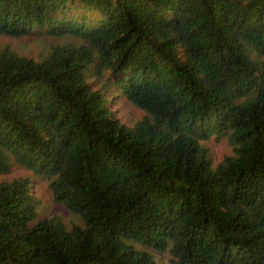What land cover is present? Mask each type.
Instances as JSON below:
<instances>
[{
	"label": "trees",
	"instance_id": "16d2710c",
	"mask_svg": "<svg viewBox=\"0 0 264 264\" xmlns=\"http://www.w3.org/2000/svg\"><path fill=\"white\" fill-rule=\"evenodd\" d=\"M33 32L77 42L0 50V174L46 177L85 226L32 224L29 181L0 183V264H264V0H0V35Z\"/></svg>",
	"mask_w": 264,
	"mask_h": 264
},
{
	"label": "rangeland",
	"instance_id": "374dc122",
	"mask_svg": "<svg viewBox=\"0 0 264 264\" xmlns=\"http://www.w3.org/2000/svg\"><path fill=\"white\" fill-rule=\"evenodd\" d=\"M68 42L76 43L77 40L72 37H51L40 32H33L19 37H7L0 35V50L9 47L19 55L30 58L34 61H40L44 55L53 46L63 45ZM94 86H98L95 81ZM108 99L107 106L115 116L126 126L133 127L140 121L145 113L136 106L129 103L115 88H109L104 95ZM200 145L209 152L211 166L214 169L224 157L232 156V147L228 144L226 138L217 139L210 136L206 140H201ZM27 179L29 181L30 192L33 195L36 205V218L32 222L43 218H56L60 220L69 230L73 226L84 227V221L79 214L68 210L62 203L54 200L52 192L48 186L49 180L46 177L36 175L15 161L10 162L8 173L0 174V183H10L15 179ZM156 256L158 264H166L168 253L158 254Z\"/></svg>",
	"mask_w": 264,
	"mask_h": 264
}]
</instances>
